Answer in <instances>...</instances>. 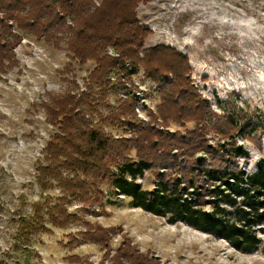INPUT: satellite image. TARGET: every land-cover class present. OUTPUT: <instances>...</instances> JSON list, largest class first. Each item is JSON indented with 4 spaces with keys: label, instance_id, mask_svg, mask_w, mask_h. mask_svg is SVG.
Segmentation results:
<instances>
[{
    "label": "trees",
    "instance_id": "obj_1",
    "mask_svg": "<svg viewBox=\"0 0 264 264\" xmlns=\"http://www.w3.org/2000/svg\"><path fill=\"white\" fill-rule=\"evenodd\" d=\"M151 1L0 0L1 70L16 62L22 31L38 37L45 33L57 45L66 40L74 60L94 63L82 86L75 77L71 88L50 93L45 103L46 119L55 132L36 163L38 199L30 211L20 208L14 218L10 264H30L34 254L41 257L34 247L41 235L54 227L68 228L80 220L78 212L96 213L106 201L127 202L171 223L185 222L243 252L260 246L264 157L248 172L240 158L248 160L249 151L239 137L262 146L264 117L217 113L190 78L187 54L166 45L143 48L152 30L141 24L138 7ZM140 66L165 94L158 108L171 107L175 120L192 122L193 129H160L161 123L167 124L165 111L152 112L149 122L139 118L140 89L133 74ZM115 87L121 93L112 103ZM148 170L151 188L140 181ZM21 200L24 204V196ZM97 227V235L111 250V230ZM108 254V264H158L129 239Z\"/></svg>",
    "mask_w": 264,
    "mask_h": 264
},
{
    "label": "rangeland",
    "instance_id": "obj_2",
    "mask_svg": "<svg viewBox=\"0 0 264 264\" xmlns=\"http://www.w3.org/2000/svg\"><path fill=\"white\" fill-rule=\"evenodd\" d=\"M138 17L152 30L143 48L166 45L187 54L190 78L217 113L264 117V0H152L139 5ZM36 32L41 34V29ZM22 34L16 62L8 70L0 69V264L12 263L9 253L15 252L17 211H30L39 196L36 163L55 132L46 119L49 94L71 88L75 77L82 86L83 78L94 67L93 62L81 65L74 60L66 40L57 45V40L45 33L40 37ZM133 79L140 89L136 105L140 119L149 122L152 112L165 111L167 124L161 123L160 129L179 132L194 128L192 122L175 120L171 107L158 108L165 94L146 76L143 66ZM120 93L119 87L113 89L112 103ZM239 143L250 156L248 160L240 158V164L252 172L257 160L264 157V132L260 147L246 137H239ZM152 178L148 170L140 181L151 188ZM96 208V213L78 212L80 220L68 228L54 227L41 235L34 246L41 257L34 254L30 264H99L102 260L108 264L105 255H112L128 239L158 264H264V231L258 249L243 252L225 239L185 222H168L127 202L106 201ZM71 209L75 211V206ZM97 225L111 230V250L97 235Z\"/></svg>",
    "mask_w": 264,
    "mask_h": 264
}]
</instances>
